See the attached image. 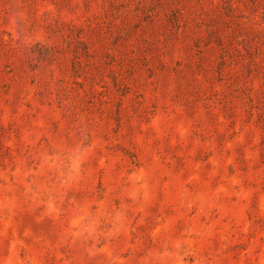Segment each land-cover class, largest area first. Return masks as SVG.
<instances>
[{
    "label": "rangeland",
    "instance_id": "374dc122",
    "mask_svg": "<svg viewBox=\"0 0 264 264\" xmlns=\"http://www.w3.org/2000/svg\"><path fill=\"white\" fill-rule=\"evenodd\" d=\"M0 264H264V0H0Z\"/></svg>",
    "mask_w": 264,
    "mask_h": 264
}]
</instances>
